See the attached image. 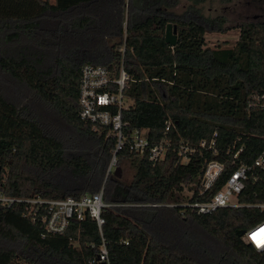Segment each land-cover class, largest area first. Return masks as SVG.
<instances>
[{
    "label": "trees",
    "instance_id": "obj_1",
    "mask_svg": "<svg viewBox=\"0 0 264 264\" xmlns=\"http://www.w3.org/2000/svg\"><path fill=\"white\" fill-rule=\"evenodd\" d=\"M181 1L0 0V193L64 200L104 187L105 203L115 205L103 211L101 232L87 216L43 239L41 218L29 216L26 203L0 204V264H108L98 261L103 238L109 264H264V253L238 236L264 222L251 207L264 203L263 172L247 182L238 208L198 215L187 207L209 201L264 153V22L240 26L233 48L212 49L206 35L225 31L224 18L204 16L207 0L169 12ZM168 24L177 30L175 47L165 41ZM85 65L105 67L114 79L127 74V135L147 130L150 146L171 143L156 163L123 149L118 166L134 169L129 183L123 174L106 179L117 143L109 129L79 116ZM214 134L216 150L199 148ZM181 145L200 149L187 164ZM210 161L225 169L200 195ZM4 241L33 254L22 257Z\"/></svg>",
    "mask_w": 264,
    "mask_h": 264
},
{
    "label": "built area",
    "instance_id": "obj_2",
    "mask_svg": "<svg viewBox=\"0 0 264 264\" xmlns=\"http://www.w3.org/2000/svg\"><path fill=\"white\" fill-rule=\"evenodd\" d=\"M128 76L121 70L117 79L111 72L101 66L85 65L81 70V81L79 89V116L82 121L92 125L109 129L116 139V148L112 152L107 175H114L119 168V153L129 148L130 152L139 155H149L150 161L156 163L163 160L171 148V143L162 140L155 146H150L147 130H135L126 134L128 125L123 122L122 111L127 109L124 93L127 87ZM116 87V91L112 87ZM169 131V127L166 129ZM217 134L208 141H202L199 148L209 151L216 150ZM200 149L181 145L178 155L182 163L187 164L190 157L199 152ZM242 151V150H241ZM238 154L234 155L236 159ZM224 165L217 161L206 164L201 180V193L204 195L211 190L224 172ZM260 172L264 173V153L253 164H242L229 177L225 185L207 202H194L187 206L193 213L198 215H212L220 209L231 207L238 208L239 195L245 190L249 180H258ZM16 202L26 203L29 216L34 220L41 218L43 234L42 238L48 236L63 235L69 228L72 220L82 221L87 216L94 219L101 232L105 220L103 211L109 206L104 201V188L96 194H86L79 199L68 197L64 200H15L7 198L0 193V204L11 208ZM264 212V203L251 206ZM43 209V214L41 210ZM246 244L251 245L256 251L264 253V222L245 232L242 237ZM98 261L109 264V252L103 238L100 245Z\"/></svg>",
    "mask_w": 264,
    "mask_h": 264
},
{
    "label": "rangeland",
    "instance_id": "obj_3",
    "mask_svg": "<svg viewBox=\"0 0 264 264\" xmlns=\"http://www.w3.org/2000/svg\"><path fill=\"white\" fill-rule=\"evenodd\" d=\"M54 3V0H49ZM190 2L188 0H182L180 4L172 9L171 13L175 15H182L189 7ZM205 17L210 19H216L218 17L224 18L222 32H210L206 35V46L212 49L216 48H233L239 39L240 26L249 23L264 22V0H207L203 5L199 6ZM125 103L127 105L132 104V100L126 98ZM183 164V163H182ZM108 170V169H107ZM122 170V180L129 183L134 175V169L130 167H124ZM7 172V171H6ZM115 175V174H114ZM4 174V178H5ZM110 177V176H109ZM106 173V179L109 178ZM118 177V176H116ZM104 188V187H103ZM108 188L111 185L108 184ZM109 207L115 206L114 204L106 203ZM163 228H168L167 231L172 232V228L165 224H161ZM200 243L204 247L208 248L213 252L214 244L208 242V240H203ZM5 245L14 248L23 257H30L33 254L31 248L25 246L21 243H12L9 241H4ZM16 264H29L25 260H18Z\"/></svg>",
    "mask_w": 264,
    "mask_h": 264
},
{
    "label": "water",
    "instance_id": "obj_4",
    "mask_svg": "<svg viewBox=\"0 0 264 264\" xmlns=\"http://www.w3.org/2000/svg\"><path fill=\"white\" fill-rule=\"evenodd\" d=\"M176 27L172 24H168L166 26V32H165V41L168 45L175 47L177 44V38H176ZM2 168L0 166V177H1ZM115 175L120 177L122 175L121 168H118L115 172ZM245 235V231L238 232V236L243 237Z\"/></svg>",
    "mask_w": 264,
    "mask_h": 264
}]
</instances>
